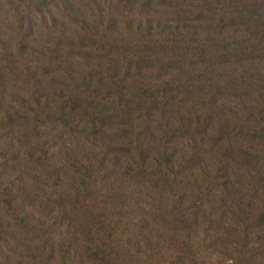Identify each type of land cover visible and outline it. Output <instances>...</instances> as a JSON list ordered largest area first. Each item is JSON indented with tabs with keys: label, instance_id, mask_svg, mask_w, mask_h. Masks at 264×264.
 Wrapping results in <instances>:
<instances>
[{
	"label": "trees",
	"instance_id": "obj_1",
	"mask_svg": "<svg viewBox=\"0 0 264 264\" xmlns=\"http://www.w3.org/2000/svg\"><path fill=\"white\" fill-rule=\"evenodd\" d=\"M0 264H264V0H0Z\"/></svg>",
	"mask_w": 264,
	"mask_h": 264
}]
</instances>
